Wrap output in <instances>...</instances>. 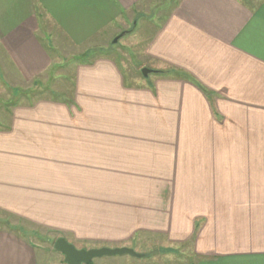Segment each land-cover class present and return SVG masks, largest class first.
<instances>
[{
    "label": "crops",
    "instance_id": "1",
    "mask_svg": "<svg viewBox=\"0 0 264 264\" xmlns=\"http://www.w3.org/2000/svg\"><path fill=\"white\" fill-rule=\"evenodd\" d=\"M137 27L128 61L105 51ZM58 49L71 96L0 119V209L131 263L162 240L193 257L151 264H264V0H0L6 85L31 89ZM39 247L0 227V264Z\"/></svg>",
    "mask_w": 264,
    "mask_h": 264
},
{
    "label": "rangeland",
    "instance_id": "2",
    "mask_svg": "<svg viewBox=\"0 0 264 264\" xmlns=\"http://www.w3.org/2000/svg\"><path fill=\"white\" fill-rule=\"evenodd\" d=\"M159 1V0H158ZM152 11V10H151ZM153 12V11H152ZM140 27H137L133 33H128L119 38L118 41H114L115 38L110 42V45L105 51H117L118 50V59L120 62L123 60H129L127 53L136 54V50L140 45L138 44L140 37ZM43 35V34H42ZM45 36V34L43 35ZM44 38L45 42L50 45L53 49H55V41L52 37L47 39V34ZM102 48L95 47L91 52H100L103 51ZM52 54L55 59L53 63V67L49 71V73L41 78L35 79L34 86L31 89H23L19 88L18 92H16V88L14 86L6 85V79L0 76V119H5L8 115L9 106L15 102L19 101L23 96H28L29 98L32 96H53V97H70L71 90L73 89V80H74V66L76 62V55L73 52L67 53L65 51L59 50L58 52L52 50ZM134 59V57H133ZM5 80V81H4ZM11 81V80H10ZM5 82V83H4ZM9 84V81H7ZM27 90V91H26ZM0 227H14L16 230L22 232L26 236H28L34 243L39 245L40 247V260L41 264H67L65 260V255L54 248V242L58 238V235L52 230L27 221L21 217L8 213L4 210L0 209ZM76 247L80 248V242H74L73 240H69ZM162 241V240H161ZM155 242L150 240V247L147 250L148 257H153L154 254H160V260H164L169 263H175L179 261H190L192 258V250L190 246L187 244L176 247L171 250H161L163 247L168 246L166 242ZM83 244V243H82ZM140 249V248H138ZM136 251V250H135ZM137 252V251H136ZM142 253V252H138ZM146 253V254H147ZM143 254V253H142ZM44 256V257H43ZM147 257V258H148ZM128 258L127 255L122 257L118 254L114 255H103L95 258L94 260H109L108 263L105 264H151L153 263L152 258L146 259L145 261H140L139 263H131L129 261H125ZM125 259V260H123Z\"/></svg>",
    "mask_w": 264,
    "mask_h": 264
},
{
    "label": "water",
    "instance_id": "3",
    "mask_svg": "<svg viewBox=\"0 0 264 264\" xmlns=\"http://www.w3.org/2000/svg\"><path fill=\"white\" fill-rule=\"evenodd\" d=\"M120 36L115 38L118 41ZM149 68H143L142 72L144 75L149 73ZM54 248L65 255V260L67 264H88L95 257H100L109 254H123L129 253L135 256H142L144 254L136 252L130 247H99V248H78L72 242H70L66 237L60 236L54 242Z\"/></svg>",
    "mask_w": 264,
    "mask_h": 264
},
{
    "label": "trees",
    "instance_id": "4",
    "mask_svg": "<svg viewBox=\"0 0 264 264\" xmlns=\"http://www.w3.org/2000/svg\"><path fill=\"white\" fill-rule=\"evenodd\" d=\"M89 264V263H88Z\"/></svg>",
    "mask_w": 264,
    "mask_h": 264
}]
</instances>
